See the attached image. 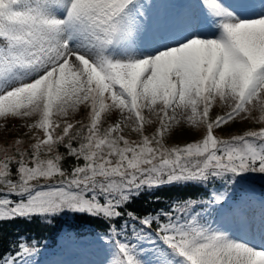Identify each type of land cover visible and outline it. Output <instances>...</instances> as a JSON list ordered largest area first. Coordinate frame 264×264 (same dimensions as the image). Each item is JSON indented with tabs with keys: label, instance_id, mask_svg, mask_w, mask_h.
Here are the masks:
<instances>
[{
	"label": "snow or ice",
	"instance_id": "obj_1",
	"mask_svg": "<svg viewBox=\"0 0 264 264\" xmlns=\"http://www.w3.org/2000/svg\"><path fill=\"white\" fill-rule=\"evenodd\" d=\"M0 264H264V0H0Z\"/></svg>",
	"mask_w": 264,
	"mask_h": 264
},
{
	"label": "rangeland",
	"instance_id": "obj_2",
	"mask_svg": "<svg viewBox=\"0 0 264 264\" xmlns=\"http://www.w3.org/2000/svg\"><path fill=\"white\" fill-rule=\"evenodd\" d=\"M238 126H246L244 124L238 125ZM191 138V134L190 133H178L176 136V140L179 142H183L185 140H188Z\"/></svg>",
	"mask_w": 264,
	"mask_h": 264
},
{
	"label": "trees",
	"instance_id": "obj_3",
	"mask_svg": "<svg viewBox=\"0 0 264 264\" xmlns=\"http://www.w3.org/2000/svg\"><path fill=\"white\" fill-rule=\"evenodd\" d=\"M246 127H247V125L246 126H242V127L241 126H237L238 129H242V128H246Z\"/></svg>",
	"mask_w": 264,
	"mask_h": 264
}]
</instances>
